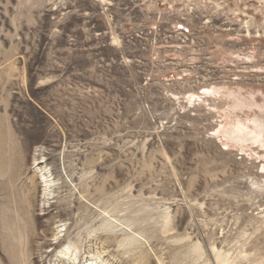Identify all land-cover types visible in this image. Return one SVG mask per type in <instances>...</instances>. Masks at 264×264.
<instances>
[{
    "label": "rangeland",
    "instance_id": "obj_1",
    "mask_svg": "<svg viewBox=\"0 0 264 264\" xmlns=\"http://www.w3.org/2000/svg\"><path fill=\"white\" fill-rule=\"evenodd\" d=\"M261 124L264 0H0V264H264Z\"/></svg>",
    "mask_w": 264,
    "mask_h": 264
},
{
    "label": "bare ground",
    "instance_id": "obj_2",
    "mask_svg": "<svg viewBox=\"0 0 264 264\" xmlns=\"http://www.w3.org/2000/svg\"><path fill=\"white\" fill-rule=\"evenodd\" d=\"M261 1V0H260ZM210 89H206L205 90V94H209V95H211V94H214V89L213 90H210ZM195 96V95H194ZM194 96H192V97H194ZM197 98V97H196ZM258 129L260 130V131H262L261 133L263 134L264 133V124H261V125H259L258 126ZM238 133H241V134H243L244 132L243 131H239ZM262 134H260V133H257V135H255L256 136V139L258 140V138H259V136H261ZM44 180H45V183H46V187H48V189L49 188H51L52 187V183H51V181L50 180H48V177L46 176V174H45V176H44ZM71 252H72V247H70V246H68V247H66V248H64V249H62L61 250V252H60V254H59V259L61 260V261H65L66 259L68 260L71 256ZM75 264V263H74ZM91 264H93V263H91Z\"/></svg>",
    "mask_w": 264,
    "mask_h": 264
}]
</instances>
